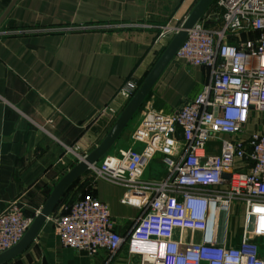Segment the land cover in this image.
I'll use <instances>...</instances> for the list:
<instances>
[{
	"label": "built area",
	"instance_id": "1",
	"mask_svg": "<svg viewBox=\"0 0 264 264\" xmlns=\"http://www.w3.org/2000/svg\"><path fill=\"white\" fill-rule=\"evenodd\" d=\"M215 5L220 12L205 14L173 61L208 68L210 83L171 115L148 111L132 134L141 148L108 154L90 168L94 179L123 186L121 203L137 206L141 216L123 236L111 228L109 205L85 195L51 216L65 248L114 254L126 243L141 264H264V131L249 129L264 116V0H215ZM218 21L220 29L207 26ZM150 28L138 21L59 31ZM178 30L163 28L159 39ZM19 34L24 33L6 35ZM139 87L130 79L119 94L129 102ZM211 140L219 143L218 152L208 149ZM77 150L67 149L80 161L85 156ZM157 154L166 177L143 181ZM236 203L243 208L244 226L240 242L232 245L223 228L236 214ZM34 218L17 202L6 207L0 214V254L21 241ZM186 232L201 238L188 236L186 242Z\"/></svg>",
	"mask_w": 264,
	"mask_h": 264
},
{
	"label": "crops",
	"instance_id": "2",
	"mask_svg": "<svg viewBox=\"0 0 264 264\" xmlns=\"http://www.w3.org/2000/svg\"><path fill=\"white\" fill-rule=\"evenodd\" d=\"M13 1L0 0V19ZM198 1L17 0L0 25V214L17 202L27 215H37L56 184L79 162L67 149L78 147L83 157L101 143L128 103L119 94L126 81L141 85L174 37L159 39L161 30L180 28ZM212 5L207 16L220 12ZM138 21L151 28L59 31ZM207 26L220 29L222 22ZM44 30L49 32L33 33ZM10 32L24 34L6 35ZM209 83L208 68L172 62L145 101L147 110L171 115ZM140 121L128 125L114 146L116 154L133 147L130 140ZM249 129L264 131V125L252 122ZM151 162L142 180L161 181L166 168L149 175ZM125 191L88 172L67 196L78 200L93 195L108 204L111 228L127 236L142 212L121 203ZM62 206L64 202L52 216ZM188 236L200 240L201 233L186 232V242ZM6 264H141V257L130 254L126 243L114 254L65 248L52 217L31 246Z\"/></svg>",
	"mask_w": 264,
	"mask_h": 264
},
{
	"label": "water",
	"instance_id": "3",
	"mask_svg": "<svg viewBox=\"0 0 264 264\" xmlns=\"http://www.w3.org/2000/svg\"><path fill=\"white\" fill-rule=\"evenodd\" d=\"M214 1L215 0L198 1L190 15L182 23L176 35H174V37L171 39L164 52L155 63L154 67L140 85L138 91L127 103L122 113L117 118L101 143L96 146L89 154L85 155L82 160H80L60 179L43 207L35 216L32 225L21 241L11 249L0 254V264H6L14 260L18 256L22 255L31 246L71 187L90 171L91 166L99 163L106 155L110 153L128 125L131 123L147 98L150 96L159 79L162 77L169 65L174 61L179 48L187 39L189 31L203 20L206 12L214 3ZM16 2L17 0L13 1L12 5L0 19V25L5 20L9 11ZM225 178H228V176L225 175Z\"/></svg>",
	"mask_w": 264,
	"mask_h": 264
},
{
	"label": "rangeland",
	"instance_id": "4",
	"mask_svg": "<svg viewBox=\"0 0 264 264\" xmlns=\"http://www.w3.org/2000/svg\"><path fill=\"white\" fill-rule=\"evenodd\" d=\"M212 6H215V1L213 3ZM175 64L177 65L178 62H175ZM180 64V63H179ZM147 103V102H146ZM146 103L141 107V109L139 110V112L136 114V116L134 117V119L132 120L133 123H136L140 120H142L144 118V116L146 115V113L148 112L147 107H146ZM150 111V110H149ZM141 122V121H140ZM263 125H264V120L262 121ZM132 123V122H131ZM261 130V129H260ZM126 135V134H125ZM130 144L131 146L135 147L136 145L133 143L132 139L130 140ZM219 143H217L214 140H211L208 144V149L210 148L211 150H215L216 152L219 151ZM116 148L114 147L109 154L111 155H116ZM165 168V165L163 164V156L161 154H157L154 159L151 162V165L148 169V174L149 175H156L157 174V170H161ZM75 197L71 194L70 196H67L66 199L64 200V206L67 208L69 207L74 201H75ZM235 207H237V212L236 214L233 213L232 218L230 219V224L229 227H225L223 228V231L228 230L229 236L231 238V244L232 245H236L240 242L241 240V235L243 232V226H244V221H243V208L238 205V203L235 204Z\"/></svg>",
	"mask_w": 264,
	"mask_h": 264
},
{
	"label": "trees",
	"instance_id": "5",
	"mask_svg": "<svg viewBox=\"0 0 264 264\" xmlns=\"http://www.w3.org/2000/svg\"><path fill=\"white\" fill-rule=\"evenodd\" d=\"M142 83H143V82H142ZM142 83H141V84H142ZM77 183H78V182H77ZM75 185H76V183H75V184L71 187V189L66 193V195H65L64 198L62 199L60 205L64 202L65 198L67 197V195L69 194V192L73 189V187H74ZM60 205H59V206H60ZM59 206L57 207V209L59 208ZM57 209H56V210H57ZM56 210H55V211H56Z\"/></svg>",
	"mask_w": 264,
	"mask_h": 264
}]
</instances>
